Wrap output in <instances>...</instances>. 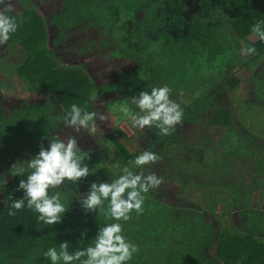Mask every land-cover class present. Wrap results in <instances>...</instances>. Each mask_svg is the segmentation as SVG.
<instances>
[{"label": "trees", "instance_id": "1", "mask_svg": "<svg viewBox=\"0 0 264 264\" xmlns=\"http://www.w3.org/2000/svg\"><path fill=\"white\" fill-rule=\"evenodd\" d=\"M18 1L25 5L29 2V0ZM48 1L58 3L55 5V15L49 20L50 24L56 27L59 33L58 38H62L64 31L69 33L72 31L81 32L91 27H100V29L98 28L100 39L95 42H88L82 47V50L104 52L105 58L115 57L117 59L131 54L138 59L140 64L128 74L118 71L117 80L106 86L95 88L91 77L80 67L63 65L58 60L59 56L48 48L46 21L40 12L27 5L18 14L10 15L17 20L19 27L6 43L10 46L13 45V48L15 46L19 47L21 57L13 66V69L8 71H12V74H15L23 82L24 90L26 89L30 93H42L45 96H50L51 99L44 100L42 104L20 112L29 116V122L32 126L26 132V136L28 141L31 140L32 143L36 141L33 146V151L36 153L41 145L38 139L43 138L48 142V139L54 138L51 132L58 128L61 120L58 117V115L61 116L59 109L65 113L70 110L72 104H77L85 110L93 111L95 104L91 98L94 89L97 96H100V94L114 96L107 102L106 108L114 114L118 111L119 114L122 112L116 110L115 105L117 103L116 106L118 107L124 105L128 101L130 93H132V96L137 95L140 92L139 90L131 91L132 88L136 87L148 86L150 90L153 87L166 85L172 92L175 93L176 89L178 94L181 95L186 91L192 93V90L201 86L200 82L221 76L226 86L230 90H234L240 82L239 78L234 75L236 70L242 68L251 70L264 56V42L259 41L251 31L252 26L257 21H264V0H228L224 14L225 20L215 18L212 13L207 18L202 17L203 20L201 17L189 16L187 18V6L184 7L183 0H46V2ZM198 3L202 6L207 5L209 1L200 0ZM140 12H144L145 15H140ZM215 25L224 26L230 31L234 40L244 44L245 49L254 47L256 49L255 53L248 55L247 59L240 58L238 48H233L231 51L235 44L227 38L226 34H223V38H216L219 29H216ZM177 29H181L182 32L179 33ZM224 45L229 47L225 59L216 66V70L212 69V71L219 73H211L208 78L210 69L207 68V63L215 61L217 53L213 49L215 47L222 49ZM206 47L208 50H205ZM210 50L212 51L210 52ZM185 57L189 59L184 60ZM195 57L202 59L206 57V63H196ZM145 64L150 65L152 69L147 71ZM226 66L228 67V75L224 73ZM4 82V85H8L7 79ZM252 83L258 85V92L260 93L256 96L264 98V66L258 67L255 74L253 73ZM215 91L212 90V95ZM172 92L171 95H173ZM207 98H209L208 94L200 99L198 105L208 100ZM15 115H18L17 111ZM45 119H47V123ZM200 121L198 119V126L202 125L206 129L209 127H223L226 129V136L223 134V137H220L217 147H224L232 137L235 150L244 148L242 151H246L247 154H251V152L253 154L262 153V149L257 148L258 145L256 146V144L259 143L256 141H245L241 144L238 139V132L230 129V127L232 128V122L229 111L217 107L210 112L206 124L201 122L200 125ZM45 124H48L47 128L44 127ZM3 129L7 133L8 131L12 133L14 126ZM202 135L200 142L209 147L212 142L211 135L207 131ZM115 144L119 158H121L115 160V162L120 164V167H123L126 162L133 160L138 155H130L123 146L117 142ZM198 147L201 151V146H195V150ZM103 149L107 152L105 146H103ZM246 157L247 159L243 161L244 163H250L251 161V165L248 164L247 170L249 169L254 173L253 180L250 181V185H242V183L237 185V196H245V202L242 208L237 206L238 208L235 209L240 217L238 218L241 221L240 228L244 232L219 231L218 233L214 221H212L214 213H210L209 219L211 220L209 222H206L203 218L194 217L190 221L182 222L181 226L179 225L181 234L177 238L180 244L183 242L185 248L191 245L196 256L204 255L209 249L199 254L200 249H205L212 244L210 250H213V257L207 264H264V242L257 237V234H264L258 233L262 221L258 214L262 210L250 208V205L254 204L252 203L253 198L250 196L254 192L252 189L260 187V195L264 194V188L261 186L264 183V161H257L252 156L248 157V155ZM92 160L93 157L91 156V160L86 161L90 168V175L83 179L85 183H89L94 169L97 168L96 163ZM203 162L205 163V161ZM195 163V158H193L192 164L195 165ZM204 168L207 170V167ZM230 168L228 171L231 170ZM106 174L109 175L108 172ZM116 176H119V172ZM161 177L164 186L160 189L150 190L146 194L143 213L136 214L133 212L131 219L123 222V230L127 234L133 233V243L139 249L128 264H144L140 255L146 246H150L149 250L156 253V248L151 247L152 239L148 243L150 235L156 234L154 230L150 229L153 226L155 227L156 224H154L152 218L149 219V211L156 213L160 208L176 211V209L156 203L153 199L155 198L158 202L162 201L163 196L169 189L168 182L170 180L167 178L168 176ZM218 181L220 185H223V179L219 178ZM17 185L6 190L7 211L2 221L7 224L4 226L0 220V223L2 222L0 227L7 231L15 228L17 230L15 232L22 238L23 233L27 234L29 230L34 233V229H37V232H39L42 223L37 220V214L27 207L18 211L15 216H8L9 205L12 203L13 198H22L23 196L21 191H15ZM217 185L218 183L215 186ZM211 187L214 186H209V188ZM151 194L152 198L150 197ZM224 202L226 200L223 199L221 204ZM146 204H148L147 207H145ZM106 210L107 202H105V207L97 212ZM192 212H195V210H192ZM212 212H215V210ZM102 216L103 213L98 215V222L102 220ZM98 222L96 229H87V234L91 239L90 243L91 241L94 242L99 227ZM262 236L264 237V235ZM81 238H83L82 235ZM160 252L163 253V251ZM44 261L46 263L48 260L42 256H37L33 264L39 262L43 264ZM170 263L169 257L168 264ZM150 264H153V262H150Z\"/></svg>", "mask_w": 264, "mask_h": 264}, {"label": "rangeland", "instance_id": "2", "mask_svg": "<svg viewBox=\"0 0 264 264\" xmlns=\"http://www.w3.org/2000/svg\"><path fill=\"white\" fill-rule=\"evenodd\" d=\"M36 1H39L42 6L46 7V4L43 3L44 0ZM227 2L228 0H215V8L212 10V14L215 18L225 20L224 14ZM50 3L52 5V8H56L55 5L58 4L52 2ZM208 12L211 13L210 9H208ZM206 15L208 17V14ZM206 15L205 18H207ZM61 18L62 17L60 16V19ZM55 21H57V19H55ZM215 28L219 29V32H217L218 37L216 38H223V34H226L227 38H229V40L232 41L233 44H235L232 47L231 51L233 50V48H238L240 50L239 57L244 59L248 58L247 54H241V49H245L244 44L242 42H237L236 40H234V38L231 36L230 31H228L224 26L220 27L215 25ZM92 29L94 32H86L88 34H86V36L88 37L89 35L93 34L90 37L99 38V30L95 27H92ZM78 33L80 34L76 35V31L70 32L69 38L73 36L72 34L76 35V38H84L82 31ZM49 34H51L50 28ZM52 34L56 35V33H54L53 31ZM49 39V42H51V38ZM228 49L229 47H225V45L222 49L217 47V50H215L217 51L215 61H210L209 63H207V68L210 69L208 78L211 76V73H219L217 71H212V69L216 70V66L224 61L225 54L226 52H228ZM62 50L63 47L60 46L58 51L62 52ZM205 50H208V48L206 47ZM211 51L212 50H210V52ZM66 52L68 55L71 53L70 50ZM96 53L98 52L96 51ZM96 56L98 57V59L90 58V56H85V67L79 65L85 72H87L89 76L93 77L92 79L95 80L96 86L114 82L118 79V71H122L123 73L128 74L140 64L135 56H132V59H129L128 56L125 59H117L115 57H107L108 59L101 58L99 57V53L96 54ZM186 58L187 57H185L184 60H186ZM206 59V57H204V59L197 57L195 61L198 64H203L206 63ZM61 63L64 65L67 64L71 66H78L73 63L71 64V61L67 63L62 61ZM145 65L147 71L152 69L150 65ZM261 66H264V56L251 70H246L243 68L239 70L237 69L238 71L236 70L234 75L239 78L240 82L234 90H230L228 87H226V85L223 84V87L217 92L218 95L216 97H209L207 98L208 100H205V102L201 103L200 105H198L200 99L206 96V94H211L212 86L220 84L222 79L221 76H218L217 78H209L208 80L200 82L201 86L196 87L194 90H192V93L186 91L183 92L184 94L182 93L181 95H179L176 89L175 93L171 91L173 95H171L170 93V99L177 104L185 105L187 107L198 105V108H196L197 113L203 115V119L202 121H200V125L201 122L202 124L207 123L206 121L209 117L210 112L217 107L229 111L230 120L232 122V128L230 127V129H234L236 132H238V139L241 141V144H243L245 141H256L259 143L256 144V146L258 145L257 148L262 149V153L253 154L251 152V154H247L246 151H242L244 148L235 150V143L234 141H232V137L230 139V142L226 143L223 148L217 147L220 142V137L222 138L223 134L226 136V129L223 127H209L208 129H206L203 128L202 125L196 126L190 140L185 138V141L183 142L184 147L178 145V142H173L174 137L167 136L165 138L166 142L164 143V146H161V148L164 147L162 151L164 152V154H166L167 158L171 159L169 169H167L166 172L162 170V174L168 176L167 178L170 180V182H168L169 191L164 200L158 202L155 198L153 199L156 203H159L160 205H163L165 207L176 209V211L164 208H160L158 211L155 210L156 213L153 211H149V219L152 218L154 224H156L155 227L153 226L150 229L154 230L157 235H150L148 243L150 242L149 240L152 239L151 247L156 248V253L149 250L150 246L144 247L140 255L144 264H150V262H153V264L155 262L157 264H168L169 257L171 262L170 264H207L212 257V255H210L209 253L212 244L205 249H200L199 254H202L205 250L209 249L204 253V255L202 254L201 256H196V253L195 251L193 252V248L191 245L185 248L183 242L180 244L179 239L177 238L181 234L179 225L181 226L182 222L190 221L194 217H200L201 219H205L206 222H209L211 220L209 219L210 213H214L212 221H214L215 227L219 229L220 232H244V230L242 231L239 229L241 221L234 213L236 212L235 209H237L238 207L242 208L244 206L243 203L245 202V196H237L238 190L236 187L241 183L242 185H250V181L253 180L254 173H252V171L249 169L247 170L248 164L251 165V161L250 163H244L243 160L247 159L246 155H248V157L252 156L257 161H264V98H259L256 96L260 93L258 92V85L256 86L252 83L253 73L255 74L256 69ZM133 90H149V87H136L132 88L131 91ZM94 92L95 89L93 93ZM11 94H13V92L8 93V95L13 96ZM102 96L105 98L103 100L104 102L107 99L110 100L112 97L104 94ZM131 96L132 93L129 94L128 100L131 98ZM20 97L22 98V100L24 99L25 101L31 102L37 101L38 99H44L45 95L39 93H35L33 95L20 93ZM48 97L50 96H47L46 98ZM211 98L216 99L218 104L217 102L210 101L209 99ZM105 105L106 103H103L102 101H99L96 104V111L102 112L107 117V119L103 122L97 121L98 123L95 126V130L91 132L90 135L92 139L91 145L92 147H94L93 152L95 150L97 153L101 154L103 146H106L107 150V154L103 156L104 161L106 162L105 166L100 161V157L98 155L92 160L94 161V163H96L97 166L94 171L98 169V172H100L101 176H96L98 179L95 177L97 182H100L101 178L104 175L107 177L106 172L109 173V177H113L119 169V165L112 164L111 158L113 151H115V146L109 139L108 135L114 137L118 143L124 145L130 153H135L139 152L143 148V144L145 141L144 139L148 140L149 142H153V137L158 133V129L156 128L150 129L146 127L144 131L133 128L131 118L129 121L125 120L124 118V120L118 119L116 125L114 122L115 119L113 122H111L112 124L106 123L109 115H111V119H113L116 115L112 112L110 114L108 109L104 107ZM116 105L114 108L116 110H120L121 107H118ZM131 110H133V112L135 111L134 106ZM190 116L194 117V114H190ZM114 126L115 130H118L120 134H116L117 131H113ZM130 127H132L133 129L130 130ZM65 129H67V127H65L64 130ZM206 131L207 133H209V135L212 136V143L210 144L209 148H203L208 147V145L206 146L204 143L200 142L203 137L202 134ZM65 136H67V134H65ZM160 145H163V143H160ZM195 145L201 146L202 149L201 151H199L200 147H198V149L196 150V158H198V162L196 163V167L194 169L190 158L192 159L191 152ZM205 149L207 150L205 151ZM153 152L157 153V151ZM203 161H205V163ZM149 166L150 165H146L143 169H147V167ZM204 167H207V170ZM111 168H113V170L110 171ZM229 168L231 169L230 171H228ZM253 168L254 167L252 163V169ZM203 169H205V171H203ZM219 178L223 179V185H220L218 181ZM217 183L218 185L215 186ZM209 186L214 187L209 188ZM261 186L264 188V183H262ZM259 188L254 187L252 189L254 192H252L250 196L253 198L252 203L254 204H251L250 208L252 207L254 209L264 211V194L262 193V195H260ZM150 197L152 198V194ZM223 199L226 200V202L221 204V201ZM213 204H215L214 207ZM149 205L151 206V204ZM147 206L148 204L145 205V207ZM212 209L215 210V212H212ZM223 209L224 211H222ZM192 210H195V212H192ZM63 224L68 227L67 224L62 222L60 224L53 225V228H57L59 225ZM96 225L97 222L94 221L92 223V228H95ZM167 225L169 228L167 227ZM260 228H264V219H262L261 221ZM89 244L91 243L88 240L87 246ZM165 249L167 251H164ZM160 251H163V253ZM38 264H41V262H39Z\"/></svg>", "mask_w": 264, "mask_h": 264}, {"label": "clouds", "instance_id": "3", "mask_svg": "<svg viewBox=\"0 0 264 264\" xmlns=\"http://www.w3.org/2000/svg\"><path fill=\"white\" fill-rule=\"evenodd\" d=\"M5 2L0 0V5ZM18 27L15 18L0 14V45L6 44ZM251 31L264 42V21H257ZM255 51L254 47H248L241 49V54L251 55ZM170 93L171 89L166 85L141 90L122 105L120 111L125 116L130 115L133 128L141 131L146 127L156 128L160 135L169 136L177 126H182L184 114L183 108L170 99ZM96 98L94 92L91 99L95 101ZM60 119L75 135L66 142L59 138L48 139L47 147L41 145L35 155L11 165L10 176L24 177L19 179L15 189L23 196L13 198L8 216H15L27 207L37 214V220L43 225L53 226L63 222L69 211L70 198L74 197L80 209L88 215L96 214L107 202L105 215L114 222L99 227L93 243L70 251V243L62 241L58 247H48L41 255L50 264H128L139 249L123 234L120 222L131 219L133 212L142 214L146 194L162 183L155 173L145 175L143 171L144 166L155 164L160 157L154 152L143 151L130 161L132 168L125 167L122 174L111 182H92L85 193L66 196V188L77 187L90 175L86 161L91 160V155L80 148L77 136L81 132L91 134L96 122H103L107 117L102 112L88 111L72 104ZM6 183V178L0 176V188Z\"/></svg>", "mask_w": 264, "mask_h": 264}, {"label": "flooded vegetation", "instance_id": "4", "mask_svg": "<svg viewBox=\"0 0 264 264\" xmlns=\"http://www.w3.org/2000/svg\"><path fill=\"white\" fill-rule=\"evenodd\" d=\"M199 1L200 0H183L184 7L187 6V11H186L187 16H188L187 18H189V16L205 17L206 14H208V15L210 14V12H208V9H210L211 13L213 12L212 10L215 8V6H214L215 0H208L209 3L207 5L204 4L202 6L198 3ZM43 3L46 4V7L42 6L39 3V1H36V0H29L27 5L31 8L33 7L36 11L40 12V14L45 19L46 26H47V45H48V48L53 50L59 56L58 60L60 62L64 61L65 63H67V62L71 61V64L72 63L76 64V65H78V67H80V66L85 67V63H84V61L86 60L85 56H90V58H97L98 59L96 54L99 53L100 54L99 57L105 58L104 52L100 53V51H97L98 53H96V50H87V51L82 50L83 49L82 47L85 44H87L88 42H91V41L95 42V41L100 39V38H85V36L87 34L86 32L93 31L92 27L82 31L84 38H80V39L76 38V35L80 34L78 32H76L77 33L76 35L72 34L73 36L71 38H69V32L68 31H64L62 38H58L59 33H58L56 27L54 25H51L50 21H49L55 15V13H54L55 8H52V5L49 1L46 2V0H44ZM25 6L26 5L24 3H20L18 0H6V2L3 5H0V14L7 15V16H10L13 14H18L21 10L24 9ZM202 13H204V14H202ZM140 15L143 16L145 14H144V12H140ZM206 17H207V15H206ZM49 28H50L51 34H49ZM98 28L100 29V27H97V29ZM52 31L54 33H56V35L52 34ZM177 31L179 33L182 32L181 29H177ZM99 32H100V30H99ZM92 35L93 34H91L89 36H92ZM49 38H51V42H49V40H50ZM60 46L63 47L62 52L58 51ZM68 50L71 51V53L69 55L66 52ZM213 50H217V47H215ZM63 51H64V54H63ZM127 56L129 59H132L133 55L130 54ZM20 57H21V52H20L19 47L15 46V48H13V45L10 46L7 43L4 45H0V176L5 177L7 180V183L5 184L4 188H0V220L1 221L4 219V216H5L4 214L7 211L6 210L7 201H6V195H5L6 190H8V188H13L16 184H18L19 179L24 178L23 176L22 177L10 176L9 175V169H10L11 165L16 163L17 161L19 163V161L27 160L32 155L36 154V152L33 151L34 150L33 146L35 145L36 141H33V143H32L31 140L30 141L27 140V136H26V132L32 126V125H30V122H29V116L25 113H20V112L22 110H26V109L32 108L34 106L40 105L44 102V100L45 101L51 100L50 97L46 98L47 96H45L44 99H38L37 101H31V102L25 101L24 99L22 100V98L20 97V93H27V94L33 95V94L39 93V92L30 93L26 89L24 90L23 82L15 74H12V71L9 72L11 69H13V66L17 63V61L20 59ZM124 58H126V57L122 56L119 59H124ZM65 66H71V65L65 64ZM82 67H80V68L82 69ZM85 73H87V72H85ZM224 73L228 75V67L227 66L225 67ZM92 78L93 77H91V79ZM5 79L8 80V85L3 84V83H5L4 82ZM2 80H3V82H2ZM92 81L94 83L95 88H100L102 86L108 85L106 83L104 85L96 86L95 80L92 79ZM1 82H2V85H1ZM223 84L226 85V83L223 82L221 79V83L214 85V88H212V90L213 89L216 90L214 92V94L212 95V93H211L208 96L212 97V98L216 97L218 95L217 92L223 87ZM4 91H6V92H4ZM10 92H13V94H11L13 96L8 95V93H10ZM39 94H42V93H39ZM42 95H44V94H42ZM102 95L103 94H100V96L96 95L97 98L95 101H93L95 104L93 107V111H96V104L99 101H102L103 103H106V104L109 101L107 99L104 102L103 100L105 98ZM104 95L112 96L111 94L110 95L104 94ZM112 97H114V96H112ZM212 98L209 100L212 102H217L216 99H212ZM217 104H218V102H217ZM104 107H106V105ZM180 107L183 108V110L185 112L183 114V117H182V126H177L176 131H174L168 137H174L173 142H176V143L178 142V145L183 146V142L185 141V138L190 140L191 135L193 134L195 127L199 125L198 119H200L202 121L203 115L197 113V109H196L197 106H192L193 109H191V107H187L185 105H180ZM16 111H17L18 115H15ZM59 111L61 112V116H62L64 114V112L61 109H59ZM108 111L111 114V111L110 110H108ZM117 112L118 111H116V113H115L116 116L113 115L114 116L113 119H111V115H109L106 123L112 124L111 122H113L115 119L114 122L116 125V123L118 122V119L124 118L127 121L130 120V115L125 116L123 113L118 114ZM132 112H133V110H132ZM112 113H114V112H112ZM190 114H194V117H191ZM61 116L58 115L59 119L61 118ZM45 120L47 123V119H45ZM97 123L98 122H96V124ZM10 126H14L12 133H10V131H8V133L6 131H4L3 128H5V127L10 128ZM44 127L47 128L48 124H45ZM65 127L66 126L60 120V122L58 124V128L56 130L52 131L51 134L53 135L54 138H59V139L64 140L66 142L71 136H73L75 134L73 133L72 129L69 127H67V129L64 130ZM130 128H131L130 130L133 129L132 127H130ZM210 128H212V127H210ZM113 131H117L116 134H120V132L118 130H115V126L113 128ZM142 131H144V129ZM65 134H67V136H65ZM90 135L91 134H85L84 132H81L77 136V139L79 140L78 141L79 146L83 151L89 152L93 158L97 157V155H98L100 157V161L105 166L106 162L104 161L103 156H105L107 154V152L104 149L101 150V154L97 153L95 150L93 152L94 147H92V145H91L92 139H91ZM175 135H176V137H175ZM108 137L115 146V151H113L112 158H111L112 164L113 165H120L117 162H115V160L121 159V158H119L118 150H117V147L115 144V142H117V141L112 136L108 135ZM166 137L167 136H163V135H160L159 133H157L156 136L153 137L154 138L153 142H149L148 140L143 138L145 140L144 144H143L144 145L143 148L139 152H135V153H130L124 145H122L118 142L117 143L120 144L121 146H123L125 151L128 152V154H130V155H133V154L139 155L143 151H151V152L157 151L156 154L160 157L159 161H157L155 164H151L149 167H147V169H143V171H144L145 175H147L149 173H155L158 177L162 178L161 176H165L162 174V170H164V172H166V169H169L170 162H171L170 161L171 159L167 158L166 154H164V152L162 151V149H164V147L161 148V146H164V143L166 142V140H165ZM210 139L212 141V136L210 137ZM38 142H39V144L43 145L44 147H47V145H48V142H46L45 139H43V138L38 139ZM160 143H163V145H160ZM195 146L193 147V150L191 152V157H192V159L190 158L191 163H192V160L194 157H195V162L196 163L198 162V158H196L197 154H196ZM207 148H209V147H207ZM210 148H213V147H210ZM219 148H223V147H219ZM133 160H130V161H133ZM130 161L126 162V164L123 167L118 166L119 169L117 172H119V175L122 174V170L125 167L132 168ZM196 163H195V165L192 164V166H194V168L196 166ZM110 170H113V168H111ZM135 171L139 172L140 169H135ZM93 173H92L91 180L89 181V183L83 182V179H82L79 182L77 187L70 186V188H66L64 190V194L66 196H70V195L79 196V193H81V194L85 193L88 189V186L92 182H97L95 177L100 176V172H98V169H96ZM116 174L113 177H109L108 175L106 177L103 174L104 176L101 178V182H111L112 180L116 179L115 177H118V176H116ZM163 186H164V183L162 182L159 185L158 189L162 188ZM168 191H169V189L167 190V193H168ZM167 193L165 194V196H163L162 200L165 199ZM65 203L67 204V201H65ZM102 213H103V216L101 217L102 220L100 222H98L99 221L98 215L102 214ZM94 221L98 222L99 227H101L105 224H109V223L114 222L108 216L105 215V211L96 212V214H92V215L85 214L80 209L78 203L76 202L75 198L73 197V198H70V200H69V211L63 217V222L65 224H67L68 227L63 224V225H59L57 228H53V226H46V225L42 224V228L39 229V232H37V229H34V231L36 233L35 232L33 233V231L29 230L27 234L23 233L22 238H20L18 236V234L15 232V231H17L15 228L13 230H9L10 231L9 232V231L3 229L2 227H0V264H33L35 258H37V256H42L41 253L43 251H46L48 247H52V246L58 247L59 243H61L62 241H68L70 243V249H69L70 251L76 250V249L81 248V247L86 248V246H87L86 241L91 240V239H89L90 237L87 234V232H88L87 229H94V228H92V223ZM120 223L122 224V228H123V221H121ZM3 224H4V222H3ZM6 224H4V226ZM95 229H96V227H95ZM123 234L126 236V238L129 241H131L133 243V240H134L133 233L127 234L125 232V230H123ZM81 235L83 238H81ZM91 243H92V241H91ZM43 264H49V261H47L46 263L44 261Z\"/></svg>", "mask_w": 264, "mask_h": 264}, {"label": "crops", "instance_id": "5", "mask_svg": "<svg viewBox=\"0 0 264 264\" xmlns=\"http://www.w3.org/2000/svg\"><path fill=\"white\" fill-rule=\"evenodd\" d=\"M234 214H236L237 215V217L238 218H240L239 216H238V212H235ZM264 211H262V212H260L258 215L260 216V218H262V219H264ZM240 230H242L241 228H239ZM218 230V233H219V229H217ZM243 231V230H242ZM258 233H264V228L262 229V228H260V229H258ZM258 236V238L261 240V241H263L264 242V237L262 236V235H264V234H257ZM210 255H212V257H213V250H210ZM211 257V258H212Z\"/></svg>", "mask_w": 264, "mask_h": 264}]
</instances>
